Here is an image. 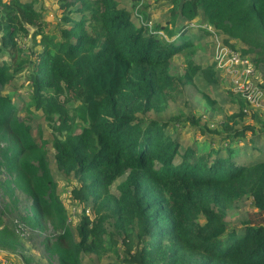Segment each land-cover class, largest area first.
<instances>
[{"label":"trees","instance_id":"obj_1","mask_svg":"<svg viewBox=\"0 0 264 264\" xmlns=\"http://www.w3.org/2000/svg\"><path fill=\"white\" fill-rule=\"evenodd\" d=\"M35 1L0 0V87L32 65L26 110L34 106L51 125L57 168L77 178L72 199L90 204L93 213L82 214L75 240L49 166L48 141L35 140L17 106L0 92V189L14 206L16 190L29 198L20 215L26 227L51 230L43 241L48 259L83 264V253L118 257L120 241L104 225L111 214L122 232L124 264H264V160L239 162L222 146L206 154L188 147L181 154L166 132L168 122L147 118L164 111L197 74L218 82L213 62L202 67L188 53L184 68L171 72L174 56L192 45L191 30L214 39L206 28L184 29L188 22L209 25L242 55L256 52L262 58L255 61L264 60V0H157L169 1L168 8L151 27L142 18L135 24L118 0H57L61 24L52 34ZM30 27L33 45L40 46L32 58L19 42ZM200 92L210 109L218 106ZM243 107L240 101L220 131L213 130L221 143L251 128L242 124ZM124 175L113 194L112 184ZM245 196L254 209L238 232L225 216ZM18 246L0 214V249Z\"/></svg>","mask_w":264,"mask_h":264},{"label":"rangeland","instance_id":"obj_2","mask_svg":"<svg viewBox=\"0 0 264 264\" xmlns=\"http://www.w3.org/2000/svg\"><path fill=\"white\" fill-rule=\"evenodd\" d=\"M124 1L125 0H123V2ZM165 2L167 3H164L163 5L164 10L167 9L169 1ZM125 3L129 4L128 9L132 11L133 19L136 21L135 24L141 23L140 18L135 15L136 10L131 4V0H127ZM138 3H140V0ZM34 7L37 10L42 11L44 19L48 22L47 29L49 33H57V27L61 24V9L58 7L57 0H36ZM138 10H140V7ZM138 10L137 13L140 14ZM147 24L150 27L154 26V23L152 25L149 23ZM29 31L30 35L21 36L19 42L22 45H25V54L32 58L35 56L37 50L40 49V46L33 45L31 38L33 28L30 27ZM191 31H193L191 33L192 35H189L192 43L191 47L184 49L183 53L179 54V56H174L173 63L175 62L176 64H174L175 66H173L171 70L174 74H178V72L184 68V60L187 57V53L190 55L191 59L198 61V64L203 67L207 66L210 60H212L213 56L211 54L212 51H215L214 39L212 40L210 36L206 35L199 36L198 30ZM161 36L166 38L164 33H162ZM241 47L242 45H239V48ZM191 51L194 52L193 55ZM248 57L254 65L258 89L261 92L262 101H264V60L255 61L262 58L260 57V54L256 52L249 53ZM1 59L2 53L0 51V60ZM31 71L32 65L30 64L26 70L17 75V77H15L10 83L0 87V92L1 94L8 95L12 102L17 106L19 117L21 119L23 118L30 125L35 140L38 143L40 141L42 142V140L48 141L46 147L48 150L51 173L57 182L59 197L67 210L68 225L73 233L74 239L78 240L77 227L82 214L84 213L93 216V213L90 204L83 202L80 203L72 199V188L80 184L77 178L72 175H65L57 168L54 158L55 152L51 143L53 139L51 125L44 120L39 110L34 109V106H31L30 108L31 113H28L26 110L29 102L28 93L31 89L29 81ZM195 77L197 82L196 86L194 84L192 86L187 85L178 98L168 102L164 111L161 113H148L147 118L155 119L160 122H168L169 126L166 129V132H170L172 138L178 140L180 147L179 151L181 154L184 153L188 147H193L196 153L206 154L209 148L219 149V147L222 146L226 153V149L231 148L233 150L231 153L232 157L239 162L253 163L264 160V111L260 109L248 110L249 112L246 114L248 117L242 124L243 126H249L252 129L247 128L244 130V136L238 137L233 143H221V134L219 133L221 124L219 125V123L225 119L226 112H231L230 105H228L226 111L222 109V117L213 114L214 111L219 110V105L216 102L214 106H218L209 109V105L204 101L199 90L200 84L198 83V75ZM220 82L223 86V91L220 92L223 94L221 97L222 99L224 97L227 101L233 99L237 104H239L240 101H243L240 94L231 89V86L226 79H222ZM213 95L217 96L215 93H213ZM262 106L264 109V102L262 103ZM209 110L212 112L211 114H208ZM235 110L237 111V107H235ZM77 123L78 129H81L83 127L82 123L79 122V120H77ZM215 128H218L219 131H213ZM225 152H221L220 154L225 156ZM181 160V156L176 157L174 162L175 164H179ZM188 160H192L191 155H189ZM3 179V173H0V180ZM124 179L125 175L114 181L111 186V192L113 194L118 195L117 187ZM16 194L18 202L16 206H14L8 201V198H6L3 191L0 189V214H2L4 224L14 230L20 241V246L15 250L0 249V264H57L55 259H48L43 245L44 238L50 235L51 230H31L21 222L20 215H23L29 208L30 200L18 190H16ZM253 209L251 198L249 196H245L239 200L238 203L226 213L225 220L228 228H236L238 232H240L241 229H243V223L247 219L248 212ZM104 225L108 230V233L113 234V236L120 241L118 246L119 256L116 257L111 252L104 253L99 257L94 254L83 253V264H124L122 262V258L124 257V244L122 245L121 243L122 232L116 226V222L111 214H108ZM134 240L136 241L135 238ZM223 241L224 245L229 243L227 239H223Z\"/></svg>","mask_w":264,"mask_h":264},{"label":"built area","instance_id":"obj_3","mask_svg":"<svg viewBox=\"0 0 264 264\" xmlns=\"http://www.w3.org/2000/svg\"><path fill=\"white\" fill-rule=\"evenodd\" d=\"M135 15H140L135 11ZM186 28H206L214 35L215 51L213 54V64L220 77L226 79L231 89L240 94L244 102L243 111L247 114L251 109H263L261 92L258 89V82L255 76L253 63L248 56H244L237 48L225 44L223 40L215 33L211 26L199 24L197 22H188ZM162 35V32H159ZM248 109H247V108Z\"/></svg>","mask_w":264,"mask_h":264},{"label":"crops","instance_id":"obj_4","mask_svg":"<svg viewBox=\"0 0 264 264\" xmlns=\"http://www.w3.org/2000/svg\"><path fill=\"white\" fill-rule=\"evenodd\" d=\"M118 1L120 2V6H123V7L128 9L129 4L125 3V2H127V0H125L124 2H123V0H118ZM136 1L137 0H131V4L136 3ZM140 3L142 4L140 6V8L142 10L141 11L142 13L139 14L140 17L142 19H144V21H146V23H149L150 25H152L154 23V25H155L157 23V21L160 19L159 17H161L162 13L165 12V11H163L164 10L163 9L164 3L163 2H157V0H140ZM167 8H168V6H167ZM159 10H160V12H159ZM213 54H214V52H212L211 55L213 56ZM177 56H179V55H177ZM212 60H213V57H212ZM212 60H210V62L207 65L211 64ZM196 62L198 63V61H196ZM197 75H198L197 78L199 80L198 83L200 84L199 90L202 89V90L206 91L209 95H211L212 98H214L217 101V103L219 105V110L214 111L213 114L217 115L218 117L219 116L222 117L223 116V114H221V113H223L222 109L226 111L228 105H230L231 112L236 111L235 107H237V105H236V102L234 103L233 99L227 101L225 99V97L223 99L221 98L223 96V94H221L220 92L223 91V86L221 85V82H220L221 80H219V79H223V78H221L219 76L218 72L215 75V77L218 79V82L216 84H209V83L205 82V80L199 74H197ZM193 83L196 86V83H197L196 77L194 78ZM188 86H192V85H188ZM213 93H215L217 96H214ZM263 102L264 101H262V103ZM260 110H262V109H260ZM231 112L229 111L228 113H231ZM211 113L212 112L209 110L208 114H211ZM226 114H227V112L225 113V115ZM247 117L248 116L246 115L244 118V121L246 120ZM217 119H220V118H217Z\"/></svg>","mask_w":264,"mask_h":264},{"label":"clouds","instance_id":"obj_5","mask_svg":"<svg viewBox=\"0 0 264 264\" xmlns=\"http://www.w3.org/2000/svg\"><path fill=\"white\" fill-rule=\"evenodd\" d=\"M219 74V73H218ZM220 76V75H219ZM222 78V77H221Z\"/></svg>","mask_w":264,"mask_h":264}]
</instances>
